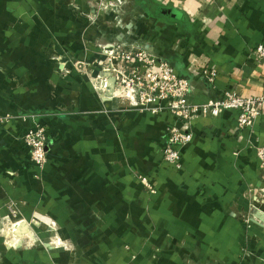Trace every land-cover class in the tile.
Wrapping results in <instances>:
<instances>
[{"label":"crops","instance_id":"1","mask_svg":"<svg viewBox=\"0 0 264 264\" xmlns=\"http://www.w3.org/2000/svg\"><path fill=\"white\" fill-rule=\"evenodd\" d=\"M135 1L140 8L127 12L134 17L117 30L118 43L156 49L190 78L192 103L219 99L229 89L244 97L264 94V60L255 57L264 44V0ZM71 45L75 61L81 45ZM16 59L21 53H0V62ZM203 67L218 70L215 83L202 75ZM15 78L0 68V116L35 111L58 136L48 167L40 170L0 125V207L13 203L28 221L57 222L59 228L20 231L16 238L31 243L3 254L0 248V264H264V169L258 158L264 112L253 126L236 130L238 112L231 110L220 117L200 114L191 123L171 113L156 118L132 111L128 123L109 125L81 113V88L74 87L66 103L50 95L49 83L30 89ZM175 124L193 134L180 169L161 154L167 128ZM105 126L120 130L116 154L108 140L98 149L95 132ZM115 158L121 163L113 169ZM130 161L147 169L154 193L129 174Z\"/></svg>","mask_w":264,"mask_h":264},{"label":"rangeland","instance_id":"2","mask_svg":"<svg viewBox=\"0 0 264 264\" xmlns=\"http://www.w3.org/2000/svg\"><path fill=\"white\" fill-rule=\"evenodd\" d=\"M31 1L0 0V47L2 49L0 53L3 51L8 54L10 52L21 53V59H16L15 62L2 61L0 68L8 70L15 76L13 81H16V84L30 87V89L34 87L42 89L43 83H49L52 90L50 95L55 98L59 96L63 100L65 98L66 103L74 96L73 88H81L84 90L82 96L86 101L81 113L97 117L99 120L107 119L109 125L111 123L114 125L115 120L128 123L127 115L132 111L143 115H153L156 118H160L164 113L174 115L167 103L160 102V109L156 111L158 106L149 105L147 102L142 103L134 98V91L128 79L131 68L121 60V57L130 50L159 56L156 49L152 47L141 44L126 47L117 41V30L125 25L127 18L130 22L134 17L127 15V12L140 8L135 0ZM10 2L16 4L10 5ZM110 26L115 29L113 35L110 34L112 31ZM72 41L81 45V52L75 61H72ZM62 48L65 50L64 53H62ZM55 76H58L56 82ZM60 85L64 88H60ZM18 89L21 90L20 87ZM20 122L26 124L25 129L24 127L16 128ZM11 124L15 128V133ZM0 125L15 138L14 142L22 143L29 153V161L33 167L40 170L48 167L54 138L58 136V133L48 123L42 121L40 113L22 108L17 113L10 112L0 116ZM36 129L39 133L42 132L45 138L46 161L41 164L33 160V149L30 145L33 142L31 131ZM170 129L169 126L168 136L161 148L162 156ZM95 137L98 149H101L104 142L108 140L116 154L113 140L120 138V130H117L115 126H105L104 129L96 130ZM38 138L39 136H36V141L40 140ZM120 163L121 159H113V169L119 168ZM131 163L130 161L127 164L129 174L138 178L147 193L149 190L144 183L147 169L134 167ZM120 208L117 207V209ZM126 210H131V213L133 209L129 206ZM99 213L103 215L106 211L102 209ZM35 220L28 221L24 218L19 207L13 203L3 208L0 207L1 254L5 250L7 253L8 250L18 248L17 246L31 243L27 237L25 239L16 238V234L18 235L24 229L35 225L48 231L59 228L57 222L45 224L40 220ZM96 228L99 233L102 232L100 227L96 226ZM48 241L58 243L57 239L50 238Z\"/></svg>","mask_w":264,"mask_h":264},{"label":"built area","instance_id":"3","mask_svg":"<svg viewBox=\"0 0 264 264\" xmlns=\"http://www.w3.org/2000/svg\"><path fill=\"white\" fill-rule=\"evenodd\" d=\"M255 57L264 60V44L255 49ZM121 60L125 61L129 68L128 79L134 91V98L142 103L154 104L160 109V102L167 103L175 116L191 123L195 116L200 114H212L220 117L226 111H237L236 129H243L253 126L256 120L264 112V94L252 96H240L236 91L227 90L225 95L219 99H211L204 104H194L191 102L190 93L192 83L190 78L181 74L180 70L171 63L163 60L159 56L148 55L143 51L130 50L125 53ZM202 75L210 83H215L219 74L218 70L212 67H203ZM125 73V72H123ZM187 125V124H185ZM169 138L163 150V159L167 165H172L177 169L182 167L183 148L192 140L193 134L178 125L170 126ZM33 142L32 157L37 164L44 163L45 144L42 132L37 129L31 131ZM36 136L40 140L36 141ZM38 138V139H39ZM258 158L262 169H264V145L258 147ZM144 183L148 187V194L155 191L148 176L144 177ZM264 193V188L262 189Z\"/></svg>","mask_w":264,"mask_h":264}]
</instances>
